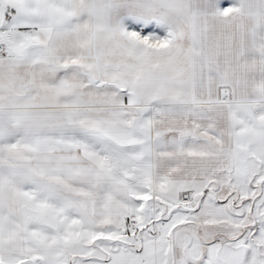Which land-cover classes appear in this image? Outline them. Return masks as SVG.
<instances>
[{
    "label": "snow or ice",
    "instance_id": "1",
    "mask_svg": "<svg viewBox=\"0 0 264 264\" xmlns=\"http://www.w3.org/2000/svg\"><path fill=\"white\" fill-rule=\"evenodd\" d=\"M0 264H264V0H0Z\"/></svg>",
    "mask_w": 264,
    "mask_h": 264
}]
</instances>
